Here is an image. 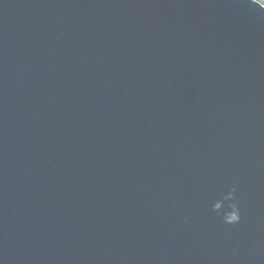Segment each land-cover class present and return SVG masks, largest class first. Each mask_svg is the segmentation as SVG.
<instances>
[{
	"label": "water",
	"instance_id": "water-1",
	"mask_svg": "<svg viewBox=\"0 0 264 264\" xmlns=\"http://www.w3.org/2000/svg\"><path fill=\"white\" fill-rule=\"evenodd\" d=\"M0 264H264V2L0 0Z\"/></svg>",
	"mask_w": 264,
	"mask_h": 264
},
{
	"label": "clouds",
	"instance_id": "clouds-1",
	"mask_svg": "<svg viewBox=\"0 0 264 264\" xmlns=\"http://www.w3.org/2000/svg\"><path fill=\"white\" fill-rule=\"evenodd\" d=\"M235 211H236V214L231 219H228L226 221L227 223H235V222L239 221V219H240L239 211L238 210H235Z\"/></svg>",
	"mask_w": 264,
	"mask_h": 264
},
{
	"label": "rangeland",
	"instance_id": "rangeland-1",
	"mask_svg": "<svg viewBox=\"0 0 264 264\" xmlns=\"http://www.w3.org/2000/svg\"><path fill=\"white\" fill-rule=\"evenodd\" d=\"M261 1H263V2H264V0H261Z\"/></svg>",
	"mask_w": 264,
	"mask_h": 264
}]
</instances>
